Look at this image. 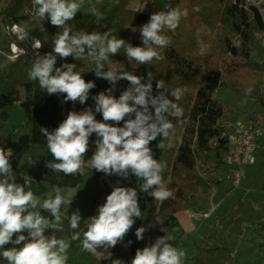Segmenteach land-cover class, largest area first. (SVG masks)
I'll return each mask as SVG.
<instances>
[{
    "label": "trees",
    "instance_id": "16d2710c",
    "mask_svg": "<svg viewBox=\"0 0 264 264\" xmlns=\"http://www.w3.org/2000/svg\"><path fill=\"white\" fill-rule=\"evenodd\" d=\"M131 1L99 0L96 3V0H93L103 14V18L97 23L95 17L83 12L88 7L86 0L81 12L76 14L74 20L69 21V26L73 32H104L112 29L113 35L127 43L143 46L141 40L132 39L127 32L138 30L148 22L153 12L163 10L166 2L173 8L180 9L179 0H139V7L135 9L129 7ZM215 1L217 4L214 8H206L208 25L211 22V14L217 18L212 33L202 42L201 50L183 54L182 47L175 44L172 34L166 30L163 34L171 39V43L160 50L164 56L163 60L154 59L153 64H136V67L119 66L145 79L147 74L151 73L154 77V95L158 91L156 81L160 80L154 75L156 68L161 65L156 66L158 63L167 65L168 70L171 67L183 83L186 82L193 88L186 104L182 105V117L179 120L170 117L174 131L167 139L158 137L150 142L154 158L167 163L163 182L172 192V196L160 202L146 193L139 192L134 176L124 179L107 175L115 185L119 182V186L137 188L142 217L135 219L133 227L122 241L108 249L105 260L82 251L80 241H73L70 245H80V249L77 254L67 251V264H105L113 259L125 262L129 255L134 258L137 249H143L153 243L155 238L165 235L161 227L167 228L172 236L174 230L180 228L178 213L209 202L215 185H220L214 176L215 171L221 163L223 164L222 159L228 150L227 142L221 135L230 127L228 117L231 111L216 98L219 88H230L241 96L253 98L264 109V92L261 89L264 84V47L260 44L264 35V19L259 7L246 3V0ZM0 3V23L3 27L13 24L23 26L30 35L41 41L40 55L52 52V39L60 29L51 25L47 19L40 22L39 18L33 15L31 0H0ZM11 40L5 33L0 42V147L12 150L9 159L16 173V182L23 184L25 179L29 180L34 194L53 192L55 186L74 188L83 227L85 220L96 214L97 207L105 202L106 196L112 190L110 185L101 180L104 173L91 169L90 166L89 159L95 148L96 136L93 134L89 138V150L85 155V164L88 165L84 164L82 172L66 176L45 167V163L52 157L47 150L46 137L40 129L53 130L66 118L69 111L79 112L85 108H92L94 111V101L91 97L111 85L95 76L92 71L94 64L90 59H61L57 56L56 67L63 63H74L85 81H93L96 85L90 90L85 104L64 102L63 94L49 95L39 88L37 82L29 81L26 69L31 66L34 58L21 54L13 61L7 59ZM253 53L257 55L256 59L252 56ZM110 59L114 65L128 61L123 49ZM127 86L128 81H119L114 95L118 97ZM94 114L97 120L102 121L101 114ZM251 115L257 114L252 112ZM122 125L123 122L116 126ZM159 143H163L165 147L158 149ZM212 154L215 157V165L210 162ZM259 212H264V201L239 198L230 208L223 209L212 219L200 239L194 242L193 254L186 258L183 264H264V222H261V219H257L248 229L260 240L254 245L260 253L259 256L252 260H241L230 245L232 238L238 240L245 235V224L249 216H256ZM156 217L164 221L163 225L156 223ZM62 223L64 231L54 234L58 238L68 239L73 230L69 228L64 217ZM138 227L146 229L142 240H137L135 236ZM45 234L50 232L46 230ZM180 236L176 239L172 236L170 241L176 248L180 243ZM12 246L9 244L5 247ZM0 264L6 262L0 258Z\"/></svg>",
    "mask_w": 264,
    "mask_h": 264
},
{
    "label": "clouds",
    "instance_id": "9594fccd",
    "mask_svg": "<svg viewBox=\"0 0 264 264\" xmlns=\"http://www.w3.org/2000/svg\"><path fill=\"white\" fill-rule=\"evenodd\" d=\"M85 3L86 0H31L33 15L40 22L47 19L60 31L52 39V52L43 55L37 53L32 59L31 66L26 69L29 81L37 82L39 88L49 95L63 94L64 102L85 104L95 83L86 82L74 63H63L56 67L58 56L61 59H90L94 64L92 71L95 76L111 85L91 97L94 111L92 108L69 111L53 130L40 129L52 157L45 167L66 176L82 172L89 150V138L95 134V148L89 159L91 169L124 179L134 176L139 192L163 202L172 196L163 182L167 163L154 158L150 142L158 137L167 139L174 131L170 117L179 120L183 115V108L174 102L181 99L182 90H168L163 81L157 80L158 91L154 95V77L151 73L147 74L146 79L134 75L114 65L110 57L123 49L127 60L137 65L150 64L154 59L163 60L160 50L169 46L171 39L162 33L174 31L181 19L187 17L188 11L173 8L166 2L163 10L153 12L148 22L139 27L143 46H133L113 35L112 29L73 32L69 21L74 20ZM96 3L87 0L88 7L83 12L95 17L98 23L103 14ZM193 11L199 12L200 9L194 7ZM26 35L27 31L22 32L21 38ZM32 47L39 49L42 47L41 41L33 38ZM121 80L128 81V86L117 97L114 93ZM94 113L101 114L102 121L97 120ZM121 122L122 126H116ZM164 147L163 143L157 144L158 149ZM11 156V149L0 147V258L6 264H67V250L73 241H80L81 250L93 255L98 253V248L107 252L124 239L135 219L142 217L137 188L119 186L117 182L105 202L97 207L96 214L85 220L83 227L78 209L65 216L73 231L68 239L58 238L54 233L64 231L62 206H70L73 196L66 197V189L55 186L54 196L41 202L29 180L25 179L23 184L16 182V173L9 159ZM42 211L48 215H43ZM154 219L163 225L160 217ZM46 230L50 234L46 235ZM145 231V227L136 228L137 240L143 239ZM161 231L165 235L136 250L131 264H183L184 250L170 243L173 237L167 228L161 227ZM9 244L13 246L6 248ZM111 264L123 262L113 259Z\"/></svg>",
    "mask_w": 264,
    "mask_h": 264
},
{
    "label": "rangeland",
    "instance_id": "374dc122",
    "mask_svg": "<svg viewBox=\"0 0 264 264\" xmlns=\"http://www.w3.org/2000/svg\"><path fill=\"white\" fill-rule=\"evenodd\" d=\"M246 3L254 4L259 7V11L264 19V0H250ZM139 4V0H132L129 7L135 9L139 7ZM216 4L215 0H179L180 9H187L188 15L187 17L181 19L179 26L174 31H169V33L172 34L175 44L182 47L181 51L183 54L187 55L193 52H198L199 49H202V42L212 33L213 26L217 18L214 14H211V22L208 25L207 22L209 20L206 8H214ZM194 7H199L200 11L194 12ZM218 25H220V22H218ZM216 27H214V29ZM127 33H129V36L132 39L140 40V33L138 30H129ZM4 34V27L0 23V42L2 41ZM260 37L261 35L258 36V39H260ZM260 44L264 47V35ZM252 56L256 59L257 55L253 53ZM262 56L264 58V52ZM151 63L153 64L154 60ZM214 64L217 65V63ZM117 65L136 67V63L134 61H125L118 63ZM157 65L159 66L156 68V73L154 75L163 81L165 88L168 90L180 88L182 90L183 95L181 99L175 102L183 107L182 105L186 104L188 95L191 94V89L193 88H191L188 83H183L181 79L174 74L171 67L170 70H168V67L165 64L158 63L156 66ZM261 89L264 92V84ZM216 98L231 111L230 116L228 117L229 123H233L235 120L240 117L247 116V114L251 112H255L256 114L263 116L262 135H260L256 141L257 147L254 152L256 161L254 164L245 165L243 167L245 175L240 185L236 186L234 184V168L221 163L214 174L217 181L221 182V185L220 187L215 185L210 201L208 203L198 205L188 212H180L177 214L178 219L184 224V230L186 233L182 232L179 234L177 232L176 234H172V236L176 239L177 236L181 235V240L177 248H182L184 250L186 254L184 260L193 254L194 242L200 239L212 219L216 218L223 209L230 208L239 198H250L264 201V190H262V185L264 183V109L257 104L253 98L241 96L239 93L230 88H219L216 92ZM214 158V154H212L210 161L212 165L216 164ZM101 180L108 183L111 187L115 185L109 180L106 174L102 176ZM63 188L66 189V197H73L70 206H62V218L70 215L72 211L78 209L76 204V190L71 187ZM218 194H220V196ZM35 195L42 202L43 199L49 196H54V191ZM220 198L222 199L221 202ZM201 210H204V213H202ZM42 214L48 215L43 211ZM257 219H261V222H264V212H259L256 216H249L248 221L245 224V235L238 240L234 238L230 240V245L233 248L235 255L241 260H252L260 255L258 249L254 247V245L258 244L260 240L254 233L248 231L250 226H252ZM24 234L27 235V233ZM185 234H188V236L186 237ZM79 249L80 245H70L67 251L72 254H77ZM97 251L98 253L95 254V257L105 260V257L108 255V249L107 252H105V249L103 248H98Z\"/></svg>",
    "mask_w": 264,
    "mask_h": 264
},
{
    "label": "built area",
    "instance_id": "2783aa9c",
    "mask_svg": "<svg viewBox=\"0 0 264 264\" xmlns=\"http://www.w3.org/2000/svg\"><path fill=\"white\" fill-rule=\"evenodd\" d=\"M250 1V0H247ZM4 31L12 40L9 43L10 53L9 59H15L21 54H28L32 58L38 53L40 48L34 49L30 41L33 40L28 34L21 38V33L26 29L18 24L4 27ZM263 117L248 115L235 120L230 124L229 131L225 134L228 143V150L223 157V163L227 166L234 165V184L240 185L244 178L245 165L254 164L256 157L254 151L256 148L257 138L262 133ZM109 251V250H108ZM133 257H129L123 264H131ZM111 260L106 261L105 264H111Z\"/></svg>",
    "mask_w": 264,
    "mask_h": 264
},
{
    "label": "crops",
    "instance_id": "0c3cea01",
    "mask_svg": "<svg viewBox=\"0 0 264 264\" xmlns=\"http://www.w3.org/2000/svg\"><path fill=\"white\" fill-rule=\"evenodd\" d=\"M252 113V112H251ZM251 113H249V114H247V116L248 115H250ZM255 113V112H254ZM258 116H261V115H259V114H257ZM245 117V116H244ZM261 117H263V116H261ZM241 118V117H240ZM229 124H231V123H229ZM263 125V124H262ZM262 135V134H261ZM258 139V138H257ZM218 183H220V185H221V182H219L218 181ZM220 185H218L219 187H220ZM219 196H220V194H218ZM210 201V200H209ZM222 201V199L220 198V202ZM208 203V202H207ZM189 211V210H188ZM188 211H184V212H188ZM202 211V213H204V210H201ZM178 216V215H177ZM205 216H206V214H205ZM177 219H178V217H177ZM178 222H179V225H180V228H177V229H175L174 230V234H176L177 232L180 234V233H186L185 232V230H184V224L178 219ZM185 236L187 237L188 236V234H185Z\"/></svg>",
    "mask_w": 264,
    "mask_h": 264
},
{
    "label": "bare ground",
    "instance_id": "6f19581e",
    "mask_svg": "<svg viewBox=\"0 0 264 264\" xmlns=\"http://www.w3.org/2000/svg\"><path fill=\"white\" fill-rule=\"evenodd\" d=\"M26 31H27V30H26ZM4 33H5V31H4ZM27 34H28L32 39H33V38L38 39V38L33 37L32 35H30L28 31H27ZM38 40H39V39H38ZM30 41L33 42V40H31V39H30ZM40 49H41V47H40ZM9 53H10V52H9ZM7 57H8V55H7ZM251 114H252V113H251ZM251 114H250V115H251ZM228 131H229V129H228L227 131L223 132L222 135H221L222 137L225 138L226 142H227V139H226V137H225V134H226ZM214 145H215V143H214ZM227 146H228V143H227ZM256 147H257V145H256ZM263 148H264V145H263ZM255 150H256V148H255ZM254 152H255V151H254ZM254 155H255V154H254ZM231 166L234 168V171H233V174H234V172L237 171V170H235V166H234V165H231ZM244 175H245V173H244ZM107 177H108V176H107ZM233 177H234V175H233ZM108 178H109V177H108ZM107 184H108V183H107ZM129 257H130V255H129Z\"/></svg>",
    "mask_w": 264,
    "mask_h": 264
},
{
    "label": "water",
    "instance_id": "95a60500",
    "mask_svg": "<svg viewBox=\"0 0 264 264\" xmlns=\"http://www.w3.org/2000/svg\"><path fill=\"white\" fill-rule=\"evenodd\" d=\"M47 150H48V148H47Z\"/></svg>",
    "mask_w": 264,
    "mask_h": 264
}]
</instances>
